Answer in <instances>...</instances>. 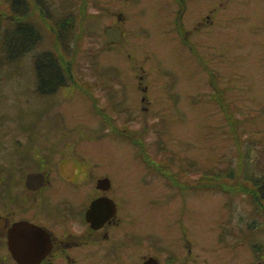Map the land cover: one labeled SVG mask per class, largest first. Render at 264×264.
I'll list each match as a JSON object with an SVG mask.
<instances>
[{"label": "rangeland", "instance_id": "rangeland-1", "mask_svg": "<svg viewBox=\"0 0 264 264\" xmlns=\"http://www.w3.org/2000/svg\"><path fill=\"white\" fill-rule=\"evenodd\" d=\"M9 1L0 0L1 15L10 13ZM263 2L190 0L191 18L186 15L176 31L170 0H46L44 17L30 7L27 18L41 38L19 57L5 49V30L13 29V23L1 16L0 126H14L11 134L19 137L23 134L17 124L28 120L24 116L29 110L42 107L47 111L39 124L51 135L60 133L55 139L73 137V126L88 130L92 125L103 159H126L131 179L151 174L161 178L163 212L180 195L179 184L185 187L193 177V188L187 191L190 224L193 236L210 246L207 264H229L232 253L235 264H264ZM201 8L208 16L202 20L196 18ZM115 13L124 17L117 19ZM62 16L69 17L68 51L55 38V22ZM112 24L123 35L119 44L109 46L105 29ZM41 50L52 51L63 66H70L69 83L85 80L90 84L85 89L103 90L99 117L90 102L79 101L75 84L44 96L48 106L37 101L35 60ZM139 77L147 84L158 82L166 93L161 103L167 112L133 113L140 98ZM169 81L175 88L170 89ZM123 99L129 101L125 138L101 119L121 114L116 105ZM18 114L23 118L16 119ZM233 208L236 213L229 217ZM233 230L235 235L225 238Z\"/></svg>", "mask_w": 264, "mask_h": 264}, {"label": "flooded vegetation", "instance_id": "flooded-vegetation-1", "mask_svg": "<svg viewBox=\"0 0 264 264\" xmlns=\"http://www.w3.org/2000/svg\"><path fill=\"white\" fill-rule=\"evenodd\" d=\"M45 1L13 0L14 10L5 15L13 23L11 30L27 24L37 31L33 22L27 20L28 11L30 7L36 8L43 16ZM170 1L175 7L178 31L186 15L191 18L190 0ZM22 9L25 16L18 15ZM201 10L196 18L202 20L208 16ZM18 17L24 20L19 21ZM63 17L55 22L56 35L66 25ZM116 17L122 19L124 15L117 13ZM108 29L119 30V36L115 32L112 42L107 39ZM188 31L185 30L186 34ZM37 34L40 40L38 31ZM122 35L118 24L107 27L106 45L119 44ZM56 41L62 48L57 38ZM84 81L76 84L67 81L55 92L75 84L79 101L90 102L99 117L103 108L97 107V102L103 90L93 93L84 88L83 85L90 86ZM168 85L175 88L174 82L169 81ZM136 88L140 98L133 113L167 112L161 103L166 93L160 92L158 82L147 84L139 77ZM37 93L41 96L37 101L48 106L45 98L53 93ZM174 95V90L170 91L169 96ZM81 96L88 99L85 101ZM128 106L129 101L123 99L121 105H116L121 114L101 118L109 130L123 138L129 123ZM46 111L47 107L29 110L30 115L24 116L28 120L17 124L23 134L19 137L11 134L14 126H0V264H207L210 246L204 244V238L193 236L194 223L190 224L192 211L187 191L193 188V177L185 187L179 184L180 195L163 212L162 180L158 175L131 179L126 159H103L102 150L95 143L97 130L92 125L88 130L87 126L80 127L84 130L73 126L70 131L73 137L55 139L60 133L51 135L46 125L39 124ZM15 118L22 119L23 115ZM33 120L37 125L28 122ZM164 181L169 178L166 176ZM131 185L136 189L132 191ZM235 213L233 208L228 216ZM220 232H217L219 239ZM231 235H235L234 230L227 232L225 238L230 239ZM234 258L232 253L229 264H235ZM219 261L222 262L216 259Z\"/></svg>", "mask_w": 264, "mask_h": 264}, {"label": "trees", "instance_id": "trees-1", "mask_svg": "<svg viewBox=\"0 0 264 264\" xmlns=\"http://www.w3.org/2000/svg\"><path fill=\"white\" fill-rule=\"evenodd\" d=\"M7 6L9 11H13V0H10ZM18 15L25 16L26 12L22 9V11L18 12ZM1 16L0 14V17ZM6 18L8 19V17ZM68 18L69 17L66 16L63 17L65 24L69 22ZM17 28L18 30L16 31L6 28V36L3 37L5 49L11 54L13 53L12 55L15 57L23 55L24 51L29 48L34 49V46L39 42L37 31L33 25L19 24ZM66 29L67 27L65 25L62 29L63 32L60 31L61 33L56 35L63 50L69 49L71 40V35L69 33V35L65 36ZM16 45L20 47V50L15 52L14 47ZM23 47L25 49H22ZM35 64L36 87L37 91L40 93H53L60 85L63 86L71 78L70 66H63L61 60L52 51H39L36 55ZM260 189L262 190V186H260Z\"/></svg>", "mask_w": 264, "mask_h": 264}, {"label": "water", "instance_id": "water-1", "mask_svg": "<svg viewBox=\"0 0 264 264\" xmlns=\"http://www.w3.org/2000/svg\"><path fill=\"white\" fill-rule=\"evenodd\" d=\"M115 32L118 34L119 36V30L114 31L113 29H108L106 30V34H107V39L108 42H112L114 41L113 38L115 37ZM113 35V36H112Z\"/></svg>", "mask_w": 264, "mask_h": 264}]
</instances>
